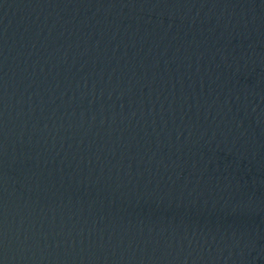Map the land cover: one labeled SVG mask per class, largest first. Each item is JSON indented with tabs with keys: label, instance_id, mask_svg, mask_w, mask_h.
Here are the masks:
<instances>
[{
	"label": "water",
	"instance_id": "water-1",
	"mask_svg": "<svg viewBox=\"0 0 264 264\" xmlns=\"http://www.w3.org/2000/svg\"><path fill=\"white\" fill-rule=\"evenodd\" d=\"M0 264H264V0H0Z\"/></svg>",
	"mask_w": 264,
	"mask_h": 264
}]
</instances>
